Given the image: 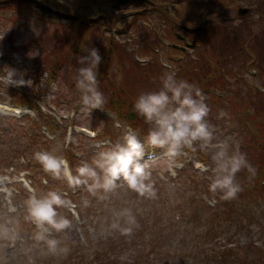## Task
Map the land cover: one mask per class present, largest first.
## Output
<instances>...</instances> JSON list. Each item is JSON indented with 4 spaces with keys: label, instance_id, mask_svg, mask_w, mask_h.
<instances>
[{
    "label": "rangeland",
    "instance_id": "1",
    "mask_svg": "<svg viewBox=\"0 0 264 264\" xmlns=\"http://www.w3.org/2000/svg\"><path fill=\"white\" fill-rule=\"evenodd\" d=\"M83 1L85 0H60V6L57 8L90 19L103 17L104 21L97 25H100L103 31L109 32L108 39L119 43L129 40L132 48H126L125 52L132 56L133 62L144 66L153 63L156 56L161 72L159 70L152 75V79L161 80V77L169 72H174L177 79L180 78L183 73L182 55L163 52L162 47H167V44L162 40L160 45L157 43L156 34L165 35L161 24L165 18L160 16V12L172 15L175 12L173 5L178 8L176 11H182L184 14H181L183 21L189 18L199 20L203 17L199 15L204 11H196L194 2L197 0H182L181 3H177L178 0H156V5L152 2L147 4L151 6L150 11L153 13L146 12L144 19L148 23H145L144 27L149 37L142 42H139V38H134L136 33L133 34V28L128 24L137 12L144 10V6L139 7L134 3L129 6L119 5L111 0L107 4L84 9L81 3ZM237 1L239 3H231L223 9L222 16L213 15L212 20L227 26H237L240 36L250 39L259 33L260 27L264 28V18H261L255 7L256 0ZM187 6L191 10L184 11L183 8ZM239 8H248L249 12L244 17H238L236 12ZM251 23L255 26V29L251 28V32L250 27L245 30L244 27L238 26ZM60 25L63 23L56 17L43 16L37 11H32L29 15L23 10L19 15L15 11H5L0 7V75L5 66H11L21 71L27 70L25 79L32 81L30 87L20 88L0 84V106L9 110H23L22 115L0 110V226L8 230L6 237H0V264H91L92 260L106 253V250L111 251L118 246H122V251L116 249L114 252L119 258L136 257L140 258L143 264H216L213 259L219 258L225 247L230 248L232 235L239 238L241 231L238 229L241 228H235L233 223L227 221L220 225V229L210 231L213 225L206 224L209 208L213 210L217 204L216 196L209 192L208 187L215 167L211 159L215 149L211 146L202 150L203 152L200 151V156L197 151H190L192 153L183 152L176 161L167 158L154 164L149 163L151 181L157 192L154 199L139 196L128 188L122 178L116 181V187L111 191L98 189L92 194L87 190V185L71 187L63 175L60 179H53L32 158V164L28 162L27 157L15 161L10 159V152L14 150V142L18 139L20 130L28 138L36 136L38 143L43 147L41 151L65 159L72 175H76V169L86 162L97 171L102 182L103 171L97 166L101 153L123 142V128L128 124L119 120L106 105L94 110L83 108L81 94L75 87L77 68L81 67L76 62L77 56L72 58L71 54L67 67H62L59 73L51 71L57 61L52 56L54 51L63 53V26ZM127 29H131L129 35L126 33ZM251 41L250 39L249 42ZM78 44L82 45V42L78 41ZM152 44L154 49L151 53L148 51L147 56L142 54L143 49L148 50ZM187 55L188 60L196 62L193 51L187 52ZM16 57H19V61ZM237 65L239 60L235 62V66ZM211 68L210 78H216L221 83L234 82L232 73L224 71L219 74ZM253 68L249 66L240 73H235V78L264 95V89L257 85L256 79L258 77L260 83L261 73L258 71V74L256 67ZM234 70L238 68L235 67ZM108 71L109 74L103 76L102 91L111 99L115 94L122 92L121 88L117 89L115 80L112 82L115 75L110 74L114 69L109 68ZM119 76L121 74L116 73V77ZM140 78H144V73L136 72L128 80L134 79L138 82ZM11 92L17 97L27 95L32 111L12 102L13 98L9 96ZM249 112L252 114L250 109ZM243 118L242 127L238 126L240 123H226L221 118L209 119L214 130L213 144L228 139L230 151L237 143L246 148L242 142L245 139L242 130H256V124L260 121L258 117ZM259 127H262V124H259ZM138 136L142 138L141 134ZM146 149L145 152L148 151ZM71 153L75 161L68 158ZM3 155L8 157L6 164L3 163L6 158ZM27 162L29 167H26ZM253 168L258 169L256 166ZM240 173L241 178L237 182L246 186L248 199H244L242 194H238L235 199L236 211L244 209L242 218L237 216V223L242 227L252 221L248 227L253 234L254 245L264 252V199L257 200L256 196L253 197L249 192L254 185H248L251 184L252 175L244 170ZM191 176L196 177L195 184L188 182ZM92 183V180L88 181V184ZM50 191L57 192L65 201L63 207L56 209L57 218L64 217L70 221V227L64 231L56 232L49 228L46 233L48 239L59 241L55 253L49 251L46 242L36 240L39 229L32 222L27 207V201L31 197L42 199ZM224 208L225 205L220 207L219 212ZM126 209L135 217V225H129L127 217L120 215ZM114 223H118L120 227L113 228ZM143 224H152L162 237L157 238V233L155 236L145 231ZM124 227L132 228L131 235L121 234L120 229ZM138 233L143 239L140 240L139 247L134 248L130 238ZM205 234L210 242L203 245ZM242 238L240 236V239ZM64 248L68 249L66 253L60 251ZM235 254L242 257L243 250H237ZM261 255L264 258V253Z\"/></svg>",
    "mask_w": 264,
    "mask_h": 264
},
{
    "label": "trees",
    "instance_id": "2",
    "mask_svg": "<svg viewBox=\"0 0 264 264\" xmlns=\"http://www.w3.org/2000/svg\"><path fill=\"white\" fill-rule=\"evenodd\" d=\"M150 1L156 5V0ZM109 2H111V0H85L81 3L83 4L82 8L90 9L91 7L100 6ZM181 2L182 0L177 1V3ZM235 2L239 3L237 0H197L194 2L196 11L203 10V14L201 13L199 15H203V17L199 20H191V18L188 17L189 20L185 21H183L182 18L184 16L182 11H176L178 8L172 5V7L175 8V12L172 15L166 14V12H160V16L165 18V20L161 21L162 32L165 35L161 36L160 34H156V36L158 38V45H160L159 42L161 40L167 44V47H162L163 52L167 51L171 54L182 55L183 62L181 65H183V73L179 79L187 80L189 83L197 85L203 91L204 95L207 97L206 103L211 109L208 120L211 118L216 120L220 112L223 111L226 115L221 119L226 121V123L227 121L233 122L236 125L240 123L241 125L238 126L242 127L244 126L241 122L244 119L243 117H250L251 119L258 117L257 119H259L260 122L256 124V130L249 129L247 132L242 130L243 137H245L242 142L246 145V148L239 146V150L246 154L252 167L256 166L258 168L255 170V175L252 176L251 182L249 181L251 184L248 185L254 184L252 188L249 189V192H251L253 197L255 195L257 200H262L264 199V95L259 93L256 88L245 84L243 81L237 80L235 78V73H240L241 70L249 66H251V68L256 67L257 72L259 71L261 73L260 83L258 77L256 78L258 82L257 85L264 89V28H259V33L250 38L252 40L250 43V39L240 36L237 26L232 24L227 26L212 20L213 15L217 14L222 16L221 11ZM256 3L257 6L255 7L257 11H259L258 13L261 18H264V0H256ZM137 5L139 7L144 6V10L142 12H137L128 25L133 28V34L136 33L134 38L137 37L139 38V42H142L149 37L144 27L145 23H148L145 21L146 12L152 14L153 11H150L152 10L151 6L138 3ZM58 6H60V0H0V7L5 11H15L19 15L23 10L29 15L32 11H37L38 13H42L43 16L56 17L63 23V25H60L63 26V53H58L57 50L54 51L52 56L56 58L57 61L51 69L53 73H59L62 67L63 69L67 67L71 54L73 58V56L86 55L83 51L84 48H98L103 57L102 63L99 65L100 73H98L100 90H103V76L109 74V68H113L114 71L110 75H115V77H112V82L115 80L117 89L121 88L122 92L115 94L111 99L106 93H103L106 97V103L104 105L108 107L107 109L113 111L119 120L127 123L132 129H136L138 133L142 135V138H140L141 141L144 142L149 125L133 111V103L141 92L158 90L161 85V80L152 79L151 77L158 73L159 70L161 72V68H159L160 66L156 61V56L154 55L155 60L153 63L140 66L141 64L139 65L133 62L132 56L125 52L126 48H132L130 47L129 40L119 43L116 40L108 39L107 36L109 35L107 34L109 32L103 31L100 25H97V23L100 24L104 21L103 17H98L97 20L95 18L90 19L83 15L80 16L75 13L70 14L72 12L59 10L57 8ZM188 8L189 6L183 8V10H191ZM181 14H183L182 17ZM262 21L264 23V19H262ZM254 23L239 24L238 26L244 27L245 30L250 27L251 32V28L255 29ZM129 31H131V29L126 30L127 35L130 34ZM254 31L255 30H253V32ZM78 41L82 42V45H79ZM59 48L61 50V47ZM153 49L154 44H152V47L148 50L145 48L143 49L144 51H141L142 54L147 56L148 51L151 53ZM191 51L196 55L195 63L188 60L187 52ZM61 57L62 59H59ZM246 59H248V61ZM237 60H239V65L235 66ZM260 66L262 67L258 68ZM211 67L219 74H223L224 71H226V73H232L234 82H232V84H227L221 83L216 78H210L209 74L212 71ZM235 67L238 68V70H234ZM136 72L144 73V78H140L141 80L138 82L134 79L129 81L128 79ZM116 73L121 74V76L116 77ZM215 88L219 89L215 90ZM9 96L11 99L13 98L12 102L31 108L27 95L17 97L11 92ZM249 109L252 114H250ZM109 123L111 124V122ZM259 124H262V127H259ZM106 125L110 126L108 124ZM38 142L36 136L28 138L26 134L18 130V139L14 142L15 146L13 152H10V159L15 161L16 159L19 160L22 157H27L28 162L32 164L31 158L33 159V153L43 150V147H41ZM41 144L43 146V143ZM145 145L148 146L146 143ZM195 147L197 148L198 156H200V151H203L199 148L198 144ZM188 151L190 150H186L185 152ZM3 157H6V155H3ZM68 158L71 161H75L72 158V153ZM7 159L8 157L3 161L4 164L7 163ZM28 162L26 167H29ZM244 171L249 173L247 170ZM241 174L242 173L237 174V180L241 178ZM195 179L196 177L191 176L188 182H194L195 184L197 182ZM240 185L242 191L239 194H242L244 199H248L246 196V186L242 183ZM214 195L216 196L217 204L214 206L213 210L209 208V212L207 211L208 218L206 224L207 226L213 225L210 231H215L216 228L220 229V225L228 221L233 223L235 228H241L240 230L238 229V231H241L240 236L243 237L240 239V236L236 238L232 235L230 248L225 247L221 255H219V258L213 259L214 262L216 264H264V258L261 255L264 252L254 245L253 234L248 227L252 221L250 220L248 224H244L242 227L237 223V216L242 218L244 209L237 212V205H234L235 200L225 201L220 198L219 193H215ZM249 199H251L250 194ZM224 205L225 208L219 212L221 210L220 207L223 208ZM143 226L145 231H149L156 236L157 232L152 224H143ZM172 233L175 234L176 232H171V234ZM157 234V238L162 237L159 233ZM141 239H143V237L140 233L132 235L130 241L134 248L139 247ZM209 242V237L205 234L202 243L205 245ZM116 249L122 251V246H118ZM116 249H112L111 251L106 250V253L98 256L96 260H92L91 264H143L142 260L136 257H127L122 261L121 257L119 258V255L114 252ZM237 250H243L242 257H238L237 254L234 255V252L237 253ZM144 263L146 264V262Z\"/></svg>",
    "mask_w": 264,
    "mask_h": 264
},
{
    "label": "clouds",
    "instance_id": "3",
    "mask_svg": "<svg viewBox=\"0 0 264 264\" xmlns=\"http://www.w3.org/2000/svg\"><path fill=\"white\" fill-rule=\"evenodd\" d=\"M83 51L86 55L75 57L77 64L81 65L77 68L75 87L81 94L84 109H100L106 103L98 80V68L103 57L95 47L84 48ZM16 59L19 61V57ZM26 71L5 66L0 75V84L15 88L30 87L32 81L25 79ZM206 100L207 97L197 85L177 79L174 72L165 73L161 77L158 90L141 92L133 103V111L149 125L145 141L142 142L130 126H124L123 142L101 153L97 162V166L103 171L102 182L97 171L86 162L76 169V175H72L65 159L47 151L34 152L33 159L53 179H60L63 175L71 187L87 185V190L92 194L98 189L111 191L116 187V181L122 178L128 188L139 196L154 199L157 192L151 181V166L148 161L141 162L145 156V143L153 149L164 150V155L172 161H176L186 150L197 151V144L201 150L211 146L215 149L211 156L215 167L208 186L209 191L219 193L220 198L225 201L235 200L242 191L236 179L237 174L247 170L254 176L255 169L246 154L239 150L238 143L231 151L228 139L213 144L214 130L208 121L211 109ZM225 115L221 111L218 118ZM89 180L93 183L88 184ZM64 204V199L55 191L48 192L42 199L33 196L27 201L29 216L39 229L36 240L46 242L49 251L53 253L57 252L59 241L48 239L46 233L49 228L62 232L70 227L68 219L57 218L56 209ZM120 215L127 217L129 225L136 224L130 210L126 209ZM112 227L119 228L120 225L114 223ZM120 231L122 235L129 236L132 228L124 227ZM7 235L8 230L0 226V237ZM60 251L66 253L68 249Z\"/></svg>",
    "mask_w": 264,
    "mask_h": 264
},
{
    "label": "water",
    "instance_id": "4",
    "mask_svg": "<svg viewBox=\"0 0 264 264\" xmlns=\"http://www.w3.org/2000/svg\"><path fill=\"white\" fill-rule=\"evenodd\" d=\"M116 4L127 5L131 3H146L150 4L148 0H113ZM249 12L248 8H239L236 12L238 17H244Z\"/></svg>",
    "mask_w": 264,
    "mask_h": 264
}]
</instances>
